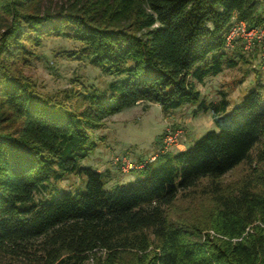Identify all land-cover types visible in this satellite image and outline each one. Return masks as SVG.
<instances>
[{"label": "trees", "instance_id": "1", "mask_svg": "<svg viewBox=\"0 0 264 264\" xmlns=\"http://www.w3.org/2000/svg\"><path fill=\"white\" fill-rule=\"evenodd\" d=\"M259 2L0 0V264H264V84L228 111L224 92L206 102L196 87L236 64L225 50L231 18L264 22ZM50 35L79 42L81 58L118 77L82 109L37 92L12 65L25 41ZM144 101L162 112L195 104L216 130L106 189L107 170L79 165L95 147L88 130ZM241 163L240 183L222 188ZM66 173L84 176V189L44 198ZM203 179L213 201L204 221L172 219L168 207Z\"/></svg>", "mask_w": 264, "mask_h": 264}, {"label": "rangeland", "instance_id": "2", "mask_svg": "<svg viewBox=\"0 0 264 264\" xmlns=\"http://www.w3.org/2000/svg\"><path fill=\"white\" fill-rule=\"evenodd\" d=\"M66 2L67 0H43L42 7H58ZM256 10L264 20V0H260ZM258 25L264 26V22ZM80 47L79 42L70 38L42 36L36 42L25 41L27 52L24 58L17 59L12 65L34 85L37 92L79 110L87 104L84 96L88 92L105 91L108 83L118 78L103 73L99 66L89 64L86 59L81 58L78 53ZM225 50L236 64L224 68L215 76H207L202 83H196V87L206 102L217 101L224 92L229 100L228 111L258 82L264 84V68L258 45L246 49L237 40ZM178 130L180 133L176 142L168 146L166 151L172 153L185 149L207 131L216 130V127L210 112L198 111L195 104H185L168 112H162L153 102L133 104L104 119L99 128L88 130L89 139L95 147L79 161V165L98 171L107 170L112 174V178L106 179V189L133 181L136 177L142 178L144 174L139 170L122 172L114 157L127 154L134 160H148L160 153L164 135L168 131ZM141 158L144 159L140 160ZM247 169V164L241 163L217 181L224 189H234ZM115 179L117 181L113 183ZM207 182L203 179L194 188L181 192L168 207L170 217L185 221H204L205 214L213 206ZM50 183L55 189L45 195L44 198L48 200L68 190L82 191L85 178L75 173H66L62 179H51ZM89 262L87 263L90 264Z\"/></svg>", "mask_w": 264, "mask_h": 264}, {"label": "built area", "instance_id": "3", "mask_svg": "<svg viewBox=\"0 0 264 264\" xmlns=\"http://www.w3.org/2000/svg\"><path fill=\"white\" fill-rule=\"evenodd\" d=\"M239 40L244 44L246 49H251L255 45H258L260 49V56L263 61L264 68V26L262 25H248L243 19H238L235 16L231 18L229 28L225 35V47L231 46L234 41ZM180 131H168L163 138L162 147L160 152H164L168 149V146L174 144L177 139V135ZM155 157L152 156L148 160H134L127 154H119L114 157V161L118 163L122 172H130L141 169L147 161L152 160Z\"/></svg>", "mask_w": 264, "mask_h": 264}, {"label": "crops", "instance_id": "4", "mask_svg": "<svg viewBox=\"0 0 264 264\" xmlns=\"http://www.w3.org/2000/svg\"><path fill=\"white\" fill-rule=\"evenodd\" d=\"M138 103H139V102H138ZM138 103H136V104H138ZM147 103H149V102H147ZM155 104H157V103H155ZM157 105H158V104H157ZM158 106H159V105H158ZM107 118H108V117H107ZM107 118H106V119H107ZM106 119H105V120H106ZM143 159H144V158H141L140 160H143ZM108 177L112 178V174L109 173ZM116 181H117V179H115L113 183H116Z\"/></svg>", "mask_w": 264, "mask_h": 264}]
</instances>
